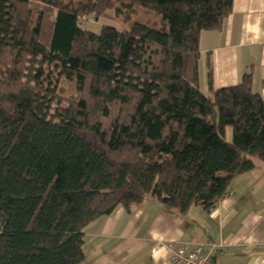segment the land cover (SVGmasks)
<instances>
[{
	"label": "trees",
	"instance_id": "16d2710c",
	"mask_svg": "<svg viewBox=\"0 0 264 264\" xmlns=\"http://www.w3.org/2000/svg\"><path fill=\"white\" fill-rule=\"evenodd\" d=\"M234 0H0V264H86L84 229L148 198L211 212L264 163L252 76L199 87ZM144 8L162 25L84 29ZM232 127V142L225 141Z\"/></svg>",
	"mask_w": 264,
	"mask_h": 264
},
{
	"label": "crops",
	"instance_id": "0c3cea01",
	"mask_svg": "<svg viewBox=\"0 0 264 264\" xmlns=\"http://www.w3.org/2000/svg\"><path fill=\"white\" fill-rule=\"evenodd\" d=\"M200 49L204 94H212L211 61L214 90L239 85L250 73L253 91L264 100V0H234L222 29L201 34ZM226 192L211 212L192 207L180 214L151 198L117 209L84 229L86 264H173L182 244L204 245L211 264H264V163L250 157Z\"/></svg>",
	"mask_w": 264,
	"mask_h": 264
},
{
	"label": "rangeland",
	"instance_id": "374dc122",
	"mask_svg": "<svg viewBox=\"0 0 264 264\" xmlns=\"http://www.w3.org/2000/svg\"><path fill=\"white\" fill-rule=\"evenodd\" d=\"M133 23H141L147 25L158 24L162 25L160 17H156L153 13H150L144 8H137V12L132 15L127 23L122 22L121 20L115 18L113 14H105L100 17L98 21L95 20H87L83 23L84 29H87L94 34H99L102 30L103 26L113 27L119 30L128 29L130 25ZM233 139V131L232 127H226L225 131V141L232 142ZM229 186V184H228Z\"/></svg>",
	"mask_w": 264,
	"mask_h": 264
},
{
	"label": "built area",
	"instance_id": "2783aa9c",
	"mask_svg": "<svg viewBox=\"0 0 264 264\" xmlns=\"http://www.w3.org/2000/svg\"><path fill=\"white\" fill-rule=\"evenodd\" d=\"M160 247L164 245L159 244ZM157 248H153L156 252ZM173 264H211L210 254L206 251L204 245L191 247L188 244H182L171 255Z\"/></svg>",
	"mask_w": 264,
	"mask_h": 264
}]
</instances>
